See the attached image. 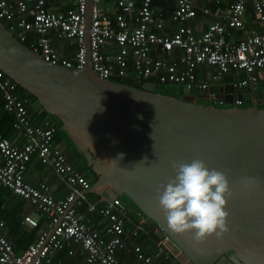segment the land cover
Wrapping results in <instances>:
<instances>
[{
	"label": "built area",
	"instance_id": "1",
	"mask_svg": "<svg viewBox=\"0 0 264 264\" xmlns=\"http://www.w3.org/2000/svg\"><path fill=\"white\" fill-rule=\"evenodd\" d=\"M157 1L89 0L86 27L87 0H68L62 10L48 0H0V21L14 38L49 64L80 69L88 51L91 69L104 79L179 84L190 92L185 96L189 101L215 99L208 87L223 76L231 77L233 91L255 89L264 77V0H231L222 15L216 6L223 0H205L214 9L198 5L196 0H162L172 3L165 16L156 11ZM247 9L252 20L246 17ZM209 15L214 17L210 21ZM248 23L251 25L245 30ZM238 30H243L242 35L234 39ZM57 42L73 48L69 56L54 46ZM202 65L209 68L206 78L195 73ZM16 87L0 70V106L12 115L11 128L23 139L17 146L0 134V186L33 209L23 213L22 224L36 229L39 215H46V220L44 229L17 252L6 238L5 223L0 219V264H58L53 260L55 253L65 250L72 255L73 246L83 253L81 264H159L157 258L170 260L162 244L166 237L145 246L133 241L145 232L142 217L137 214L133 228L125 230L123 221L132 220L119 197L86 200L82 192L89 181L53 143V121L43 117L39 124L33 123L28 101L17 94ZM241 102L233 97L235 105ZM32 157L65 186L63 197L54 198L45 182L31 185L25 181L26 165ZM81 201L83 213L75 209ZM85 213L95 214L94 222ZM119 255L126 259L119 260ZM187 263L185 259L180 264Z\"/></svg>",
	"mask_w": 264,
	"mask_h": 264
},
{
	"label": "water",
	"instance_id": "2",
	"mask_svg": "<svg viewBox=\"0 0 264 264\" xmlns=\"http://www.w3.org/2000/svg\"><path fill=\"white\" fill-rule=\"evenodd\" d=\"M89 10L87 0L86 27ZM0 70L85 158L96 179L83 194L124 196L191 264H264V107L215 108L159 94L154 82L104 79L88 51L80 69L49 64L1 22ZM218 90L213 102H264L229 83Z\"/></svg>",
	"mask_w": 264,
	"mask_h": 264
},
{
	"label": "crops",
	"instance_id": "3",
	"mask_svg": "<svg viewBox=\"0 0 264 264\" xmlns=\"http://www.w3.org/2000/svg\"><path fill=\"white\" fill-rule=\"evenodd\" d=\"M67 2H68V0H48V3H51L52 5H54L55 7H57L58 9H61V10L64 9L65 7H67ZM229 2H231V0H223L217 4L216 8H217L218 13L220 15H222V13L224 11H226ZM196 3L198 5L207 4V6H209L211 8H213V6H214L213 4L208 3L205 0H196ZM154 6H155L156 11L161 12V14H163V16L167 15L172 9L171 1L169 2V1L158 0L157 2L154 3ZM53 9L56 10V8H53ZM246 17H247V19L252 20V13L249 9H247ZM213 18H214L213 16L209 15L207 17V20L210 21ZM206 22L207 21H206V17H205V19H203V24H205ZM249 25H251V24L248 23V25H245V30L248 29ZM242 32H243V30L234 31V37L233 38L235 39L237 37H240L242 35ZM54 46L61 47L62 50L64 52H66L65 54L67 56L70 55V53L73 49L69 44H65V43H58L57 42V43H54ZM208 70H209V68L207 66H204V65L198 66L196 71H195L196 76L198 78H206L207 77L206 72ZM237 76L240 77L241 74L237 73ZM230 80H231L230 76H223L217 82L211 83L208 87V91L215 93V98L220 97L221 93L219 92L218 89L221 86H223L224 84L229 83ZM150 82H153V80H151ZM242 91L250 92V95L254 101L264 99V77L260 78L258 80L255 89H253V90L242 89L241 91L240 90L239 91H233V93L235 94L236 92H242ZM31 109H32V111L35 110V112H37V113L40 111L39 108L37 107V105H35V104H33L31 106ZM31 121L33 122V118H31ZM40 122H41V120L37 124H39ZM58 132H60V131H58ZM60 135L63 136V134L61 132H60ZM5 137L10 139L17 146H21L23 144V139H22L20 133L17 131H14L13 129L11 132H8ZM64 140H66V139L63 136L61 138V140H60V138H57L56 142L53 141V143L55 145H57L59 149H61L62 145L67 142ZM28 163L26 165V169H25L26 171L24 172L25 181H27L31 185H37L39 182H45L48 184V186L50 188V192L54 198L63 197V195L67 192V189L58 180V178L52 173V171L48 167H46L43 164H40L35 157H32ZM88 196H89V194L86 195V199H89L90 201L96 200L98 198H110V197L105 196V195L97 196L96 198L93 197V195L91 197H88ZM14 199H16V198H14ZM20 209H21L20 210L21 211L20 212L21 217H22L23 213H25V212H28V211L33 212V209L31 208V206L27 205L24 201L22 202ZM0 219H2V218H0ZM2 220L4 221V219H2ZM45 220H46V215H44V214L39 215L38 227H37L38 229H30L27 226H25L24 224H22L20 221V224H19L20 228H22V229L26 228V229H28V230H26V232L27 231L29 232V233H25L26 235L23 234L22 236H20L21 234H19L21 232H19V233L16 232V234L10 235L9 226L4 221L6 238L12 243L14 250L17 252H20L26 247V245L28 243L33 241L37 231L39 229H42V228L44 229ZM23 230H25V229H23ZM28 235H29L30 240H28ZM14 238L17 239V241L15 240L13 242ZM149 240H150L149 242L147 241V245H150L152 242L151 241L152 239H149ZM162 244H163L164 248L166 249V251H168L170 254V260H168V262H167L168 264H180L181 261H184L186 259L185 257H183V254L180 252V250L170 240L163 239ZM62 251H65V250H62ZM57 253L58 252H56L54 256H56ZM82 256H83V253H82ZM125 259H126V256L122 255V260H125ZM127 259L129 261L133 260L131 257H127ZM156 260L159 263V258H157ZM57 262H58V264H60L59 261H57ZM81 263H82V259L80 260L79 264H81Z\"/></svg>",
	"mask_w": 264,
	"mask_h": 264
},
{
	"label": "trees",
	"instance_id": "4",
	"mask_svg": "<svg viewBox=\"0 0 264 264\" xmlns=\"http://www.w3.org/2000/svg\"><path fill=\"white\" fill-rule=\"evenodd\" d=\"M0 22L2 24H4V22L2 20ZM112 80L117 82V83L129 85V86H132L135 88H140L142 83L144 82V80L139 81V82H135V81H131L128 78H113ZM151 80L152 79H149V81H151ZM153 82L156 84V92L157 93L162 94V95H166V96L174 97V95L166 93L165 90L163 88H161L162 85H165L168 83L163 84V83H159L155 80H153ZM157 84H160L161 87L158 88ZM172 84H175V83H172ZM17 87H16V92L19 96H22V95H23L22 97H24L25 95L27 96V97H25L28 101L27 102V111L29 113V116L31 118H33V123L37 124L43 117H47L53 121V124L56 128L54 133H53V141L56 142L57 138H59V136H57V135L60 134V132H61V131L58 132V129H57L58 125L60 123L59 120L56 117L50 115L47 109L40 107L36 103L35 98L31 94L25 92L20 87H18V88ZM184 91L185 90H183L181 88V91H180L181 97H179V96L176 97V95H175V98L187 100L185 98H182V94L184 93ZM33 104L37 105V107L39 108L40 111L38 113L35 112V110L32 111L31 106ZM249 107H251V106H249ZM11 119H12V115L7 113L6 111H4L2 109V106H0V134L6 136V134L8 132L12 131ZM53 119H55V120H53ZM61 133L63 134V136L66 139L64 141H67L66 144H68L70 146V151L69 152L65 151L63 148H61L60 150L62 151L64 156L68 159V161L71 163V165L75 168V170L82 173L85 176V178L88 179L89 184H91L96 179V176L92 173L89 166H87L85 158L82 155L77 153L74 144L67 138V136L63 132H61ZM60 140H61V138H60ZM72 153L74 154L73 155L74 157L72 156ZM74 158H75V160H74ZM78 159H80V160L82 159V160L80 161ZM91 195H93V194H91ZM93 197L96 198L97 196L93 195ZM110 197H112V195H110ZM14 198H16V199H14ZM86 200H89V199H86ZM22 202H23V200L14 196L10 190L0 186V218L4 219L6 224L9 226L10 235L16 234V232L17 233L21 232V233H19V234H21L20 236H22L25 233H29L28 231L26 232V230H28V229L23 228V229H25V230H23L19 226L21 218H22L20 216V212H21L20 208H21ZM75 209L77 212L83 213L84 212V202L81 201V204L76 206ZM85 217H89L90 220H92V221L94 219H96L95 214L85 213ZM131 220H132L131 223L127 219H125L123 221V227L125 230L130 231L133 228L134 224L136 223L135 222L136 220L135 219L134 220L131 219ZM36 229H38V228H36ZM144 231H145L144 233L143 232L139 233L134 238V240L133 239L132 240L134 242L137 241V242L141 243V245H143V246L147 245V241L148 242L150 241L149 239H152L153 241L157 240L155 238V236L149 230H147L146 227H144ZM15 240L17 241V239L14 238L13 242ZM28 240H30L29 235H28ZM127 243H128V245H131L130 240H127ZM72 249H73L72 255H67L66 251H62V250L57 251L58 253L56 254V256H54L53 260L55 262L59 261L60 264H79L80 260L83 257L82 253L80 252L78 246H73ZM119 260H122V256H120V255H119ZM167 262H168V260H163L161 257L159 258L160 264H166ZM188 263L191 264V262L189 260H188Z\"/></svg>",
	"mask_w": 264,
	"mask_h": 264
},
{
	"label": "rangeland",
	"instance_id": "5",
	"mask_svg": "<svg viewBox=\"0 0 264 264\" xmlns=\"http://www.w3.org/2000/svg\"><path fill=\"white\" fill-rule=\"evenodd\" d=\"M260 82V81H259ZM161 87L160 84H158V88ZM166 93L172 94V95H176L181 97V86L179 84H172V83H168L165 85H162V87ZM190 94V92L188 93L187 91H184V93L182 94V98H185V96L187 97ZM189 99V98H188ZM209 105L213 106L215 108H230V107H237V108H248L249 106H255V107H264V102H260V103H251L250 101H242L241 104L239 105H235L234 103L231 104H226V103H218V102H213L212 100L209 101ZM55 120V119H53ZM62 132V131H61ZM59 136V138H62L63 136H61L60 134L57 135ZM70 144V143H69ZM103 195L110 197V195L108 193H104ZM92 195L90 194L88 197H91ZM121 202L123 203L124 207H125V212L127 213L126 216L129 219H137V214H141L139 210H137L135 208V206L128 200L126 199L124 196H120L119 197ZM184 257V255H183ZM190 264V263H188Z\"/></svg>",
	"mask_w": 264,
	"mask_h": 264
},
{
	"label": "flooded vegetation",
	"instance_id": "6",
	"mask_svg": "<svg viewBox=\"0 0 264 264\" xmlns=\"http://www.w3.org/2000/svg\"><path fill=\"white\" fill-rule=\"evenodd\" d=\"M62 148H63L65 151H68V152L70 151V146H69L68 144H66V143L62 145ZM73 155H74V154L72 153V156H73ZM73 157H74V156H73ZM76 159H77V158H76ZM74 160H75V158H74ZM78 160H80V159H78ZM81 160H82V159H81ZM81 160H80V161H81Z\"/></svg>",
	"mask_w": 264,
	"mask_h": 264
},
{
	"label": "bare ground",
	"instance_id": "7",
	"mask_svg": "<svg viewBox=\"0 0 264 264\" xmlns=\"http://www.w3.org/2000/svg\"><path fill=\"white\" fill-rule=\"evenodd\" d=\"M163 84H165V83H163ZM158 85V84H157ZM18 88V87H17ZM23 96V95H22ZM24 97H27L26 95L24 96ZM174 97H175V95H174ZM177 97V96H176ZM29 164V163H28ZM26 171V170H25Z\"/></svg>",
	"mask_w": 264,
	"mask_h": 264
}]
</instances>
